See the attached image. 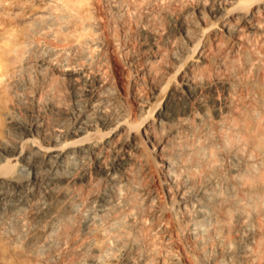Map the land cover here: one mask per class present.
I'll use <instances>...</instances> for the list:
<instances>
[{"label": "bare ground", "instance_id": "bare-ground-1", "mask_svg": "<svg viewBox=\"0 0 264 264\" xmlns=\"http://www.w3.org/2000/svg\"><path fill=\"white\" fill-rule=\"evenodd\" d=\"M0 264H264V0H0Z\"/></svg>", "mask_w": 264, "mask_h": 264}]
</instances>
